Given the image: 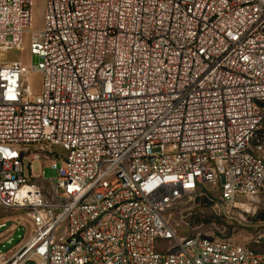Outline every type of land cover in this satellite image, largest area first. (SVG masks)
Listing matches in <instances>:
<instances>
[{
	"label": "built area",
	"instance_id": "built-area-1",
	"mask_svg": "<svg viewBox=\"0 0 264 264\" xmlns=\"http://www.w3.org/2000/svg\"><path fill=\"white\" fill-rule=\"evenodd\" d=\"M33 17L0 0V53L39 58H0V208L33 227L0 264H264V221L247 246L169 213L205 188L264 206V0H46ZM39 160L56 175L34 180Z\"/></svg>",
	"mask_w": 264,
	"mask_h": 264
},
{
	"label": "rangeland",
	"instance_id": "rangeland-1",
	"mask_svg": "<svg viewBox=\"0 0 264 264\" xmlns=\"http://www.w3.org/2000/svg\"><path fill=\"white\" fill-rule=\"evenodd\" d=\"M46 0H34L33 24L35 28H40L43 23V15ZM25 44L23 50H10L0 53L1 59L14 60L19 59L26 64L36 65L39 61L37 56L28 55V48ZM34 91V95L40 93L42 87V75L39 72L31 74L29 82ZM30 159L27 158L26 162ZM44 171V174L42 173ZM33 174L43 175L42 178L34 180L43 181L56 175L48 161H34ZM217 195V194H216ZM212 205L200 203L197 196H187L181 199L169 213L171 220L177 223L183 234H203L230 241L234 244L252 246V239L258 232L260 224L264 221L256 218L259 213H264V206H259L256 213L242 214L238 208L219 202L217 198L213 199ZM207 220H212L208 222ZM5 222V226L0 228V253L9 252L20 241L21 237L27 238L32 232V223L24 215L0 208V223ZM17 229L8 233L7 230L17 223ZM9 238H13L11 243ZM33 264V263H28Z\"/></svg>",
	"mask_w": 264,
	"mask_h": 264
},
{
	"label": "trees",
	"instance_id": "trees-1",
	"mask_svg": "<svg viewBox=\"0 0 264 264\" xmlns=\"http://www.w3.org/2000/svg\"><path fill=\"white\" fill-rule=\"evenodd\" d=\"M215 198L218 199V196L216 195V193L211 192L207 188H205V192L203 194H199L197 196V200L200 203H204L206 205H212L214 203V200L213 199H215ZM256 218H259L261 220H264V213H259ZM207 221L210 222L212 220H207Z\"/></svg>",
	"mask_w": 264,
	"mask_h": 264
},
{
	"label": "crops",
	"instance_id": "crops-1",
	"mask_svg": "<svg viewBox=\"0 0 264 264\" xmlns=\"http://www.w3.org/2000/svg\"><path fill=\"white\" fill-rule=\"evenodd\" d=\"M17 225H18V224L11 226V227L6 231L7 233L4 234V237L7 236V235H9L8 233H12V232H14V231L17 229V227H18ZM3 227H4V226H3ZM3 227H2V228H3ZM12 241H13V238H9V239H8V242H9V243H11Z\"/></svg>",
	"mask_w": 264,
	"mask_h": 264
}]
</instances>
